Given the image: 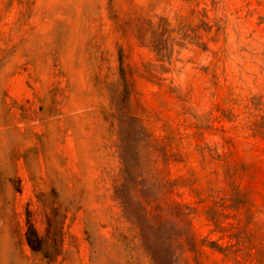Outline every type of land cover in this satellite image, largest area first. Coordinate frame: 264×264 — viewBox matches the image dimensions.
<instances>
[{"label":"rangeland","instance_id":"rangeland-1","mask_svg":"<svg viewBox=\"0 0 264 264\" xmlns=\"http://www.w3.org/2000/svg\"><path fill=\"white\" fill-rule=\"evenodd\" d=\"M123 153L175 264H264V0H0V264H152Z\"/></svg>","mask_w":264,"mask_h":264},{"label":"trees","instance_id":"trees-1","mask_svg":"<svg viewBox=\"0 0 264 264\" xmlns=\"http://www.w3.org/2000/svg\"><path fill=\"white\" fill-rule=\"evenodd\" d=\"M157 186L150 171L143 176L137 163H133L123 153V180L115 187L123 214L134 228L139 244L152 264H175L180 234L192 237L187 222L181 216L187 215V212L182 211L184 206L181 203L173 201L169 207L178 211L177 215L172 218L156 217L151 203ZM26 224V239L30 247L49 257L45 249L46 239L39 234L29 214Z\"/></svg>","mask_w":264,"mask_h":264}]
</instances>
